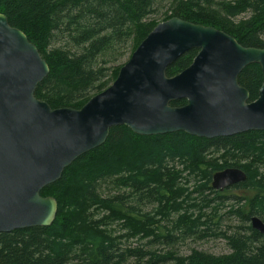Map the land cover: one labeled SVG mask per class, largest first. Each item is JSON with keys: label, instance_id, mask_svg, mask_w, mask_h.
Returning a JSON list of instances; mask_svg holds the SVG:
<instances>
[{"label": "trees", "instance_id": "16d2710c", "mask_svg": "<svg viewBox=\"0 0 264 264\" xmlns=\"http://www.w3.org/2000/svg\"><path fill=\"white\" fill-rule=\"evenodd\" d=\"M157 10H164L161 21L179 17L264 48V0H0V13L48 64L35 96L52 108H80L106 88L121 66L111 61L159 23L147 21ZM196 53L184 52L166 75L186 68ZM261 80L257 64L238 77L250 99ZM229 167L246 180L232 186L237 192L221 193L211 187L212 174ZM41 194L57 201L53 222L0 233V264H264V234L250 224L252 216L264 222V131L208 139L114 126ZM222 208L235 223L211 232ZM210 235L223 237L230 252L192 248L179 255L172 248Z\"/></svg>", "mask_w": 264, "mask_h": 264}, {"label": "water", "instance_id": "95a60500", "mask_svg": "<svg viewBox=\"0 0 264 264\" xmlns=\"http://www.w3.org/2000/svg\"><path fill=\"white\" fill-rule=\"evenodd\" d=\"M190 49L192 62L173 76L166 68ZM259 65L256 99L237 75ZM49 72L37 47L0 13V233L50 225L53 196L41 191L56 182L82 154L102 145L114 126L138 135L182 131L215 138L264 131V48L243 46L212 26L179 17L159 22L121 65L111 85L80 108H52L35 96ZM185 100L180 106L172 101ZM236 167L212 175L211 187L243 182ZM264 234V222L250 219Z\"/></svg>", "mask_w": 264, "mask_h": 264}, {"label": "rangeland", "instance_id": "374dc122", "mask_svg": "<svg viewBox=\"0 0 264 264\" xmlns=\"http://www.w3.org/2000/svg\"><path fill=\"white\" fill-rule=\"evenodd\" d=\"M163 12H164V10H157V12L155 14H152V15H150V17H148L147 21L150 20L149 18H155L156 21L162 22L161 20H162ZM133 44H134L133 40H131L129 42L128 46L123 50L122 56L117 61H116V59L114 62L111 61L110 66L123 65L129 59L132 52L135 50V49H133ZM112 82H113V80L111 79L109 81L108 86L111 85ZM234 192H237V190L232 189L226 193H234ZM225 210L226 209L222 208L219 211V214L220 215L222 214V216H224V217L220 223V226L217 225L216 226L217 228L214 225L211 226V227H213V230H211V232L224 231L226 229V226L231 225V224L234 225L235 221L231 218L228 219L224 215ZM172 248L175 249L179 255L188 254L192 248H195V249H198V250L210 253V254H214V255L228 254L230 252V248L227 245L225 239L223 237L214 236V235H210V236H206V237H199V238H196L195 236L189 237L182 242L176 243L175 245L172 246Z\"/></svg>", "mask_w": 264, "mask_h": 264}, {"label": "flooded vegetation", "instance_id": "af4514ba", "mask_svg": "<svg viewBox=\"0 0 264 264\" xmlns=\"http://www.w3.org/2000/svg\"><path fill=\"white\" fill-rule=\"evenodd\" d=\"M241 73V72H240ZM240 73L237 75V82H238V85H240L241 87H243V88H245L248 92H249V90L247 89V87H245L244 85H242L241 83H239V81H238V77H239V75H240ZM262 78H263V76H262ZM261 82H262V80H261ZM261 82H260V85H259V87L261 86ZM259 87H258V89H257V96H258V90H259ZM257 96H256V98H257ZM256 98H254V99H256ZM254 99H250V93H249V101H251V100H254ZM185 101V100H184ZM229 168H231V167H229ZM237 168V167H236ZM225 169V168H224ZM221 170H223V169H221ZM217 171H220V170H217ZM217 171H215V172H217ZM215 172H213V174L215 173ZM212 174V175H213ZM211 180H212V178H211ZM246 180V179H245ZM240 183V182H239ZM235 184H237V183H235ZM235 184H233V185H235ZM233 185H231V186H228V187H225L224 189H215V190H217V191H220L221 193H224V192H228V191H230V190H232V189H235V188H232V186ZM228 194H230V193H228ZM226 195V194H225Z\"/></svg>", "mask_w": 264, "mask_h": 264}]
</instances>
